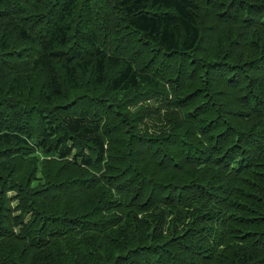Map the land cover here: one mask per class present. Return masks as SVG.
I'll return each mask as SVG.
<instances>
[{
  "label": "trees",
  "instance_id": "obj_1",
  "mask_svg": "<svg viewBox=\"0 0 264 264\" xmlns=\"http://www.w3.org/2000/svg\"><path fill=\"white\" fill-rule=\"evenodd\" d=\"M0 264H264V0H0Z\"/></svg>",
  "mask_w": 264,
  "mask_h": 264
}]
</instances>
